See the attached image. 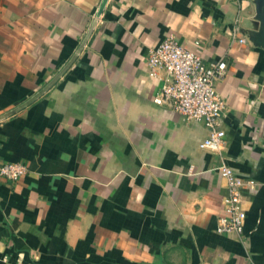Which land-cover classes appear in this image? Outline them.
<instances>
[{"label":"crops","instance_id":"crops-1","mask_svg":"<svg viewBox=\"0 0 264 264\" xmlns=\"http://www.w3.org/2000/svg\"><path fill=\"white\" fill-rule=\"evenodd\" d=\"M100 1L0 0V115L66 65ZM253 15V0H106L63 72L0 119V164L25 166L16 180L0 176V264H264V51L247 38ZM167 35L205 64L225 62L214 85L219 155L202 146L200 122L152 100L159 80L144 54ZM221 162L254 182L241 188L239 237L214 231Z\"/></svg>","mask_w":264,"mask_h":264},{"label":"built area","instance_id":"built-area-1","mask_svg":"<svg viewBox=\"0 0 264 264\" xmlns=\"http://www.w3.org/2000/svg\"><path fill=\"white\" fill-rule=\"evenodd\" d=\"M236 21L237 17L229 31L231 39L235 38ZM237 41L243 43L244 39L238 38ZM144 65L148 77L159 80L153 102L169 101L185 119L200 122L206 130L202 146L219 155L224 146V132L218 126L223 102L214 85L225 75V62L219 59L205 64L194 48L180 45L172 35H167L156 45L146 48ZM216 168L224 181L225 194L220 203L223 212L216 219L214 231L239 237L244 218L240 204L241 188H252L254 182L234 174L223 162ZM24 173L22 163L9 161L0 164V176L6 179L16 180Z\"/></svg>","mask_w":264,"mask_h":264},{"label":"water","instance_id":"water-1","mask_svg":"<svg viewBox=\"0 0 264 264\" xmlns=\"http://www.w3.org/2000/svg\"><path fill=\"white\" fill-rule=\"evenodd\" d=\"M106 0H101L100 4L96 10L94 19L86 32L85 36L83 37V40L81 41L80 45L78 46L77 50L75 51V54L80 50L81 46L83 45L85 39L87 38L89 32L92 29V26L98 17L99 13L101 12ZM254 3V15H253V29H251L248 32L247 38L252 43V45L261 48L264 51V0H253ZM74 54V55H75ZM71 57V59L66 63V65L57 73V75L51 79L42 89H40L38 92H36L32 97L28 98L26 101L22 102L21 104L15 106L10 111L6 112L3 115H0V119L15 112L16 110L20 109L21 107L28 104L31 100L36 98L38 95H40L62 72L63 70L69 65L71 60L74 58Z\"/></svg>","mask_w":264,"mask_h":264}]
</instances>
